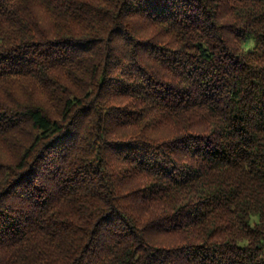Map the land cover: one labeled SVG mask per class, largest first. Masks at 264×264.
<instances>
[{"label":"trees","instance_id":"16d2710c","mask_svg":"<svg viewBox=\"0 0 264 264\" xmlns=\"http://www.w3.org/2000/svg\"><path fill=\"white\" fill-rule=\"evenodd\" d=\"M0 264H264V0H0Z\"/></svg>","mask_w":264,"mask_h":264}]
</instances>
